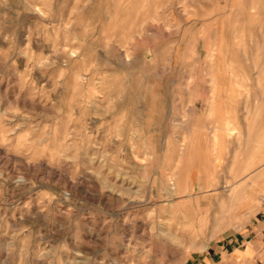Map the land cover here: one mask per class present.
I'll use <instances>...</instances> for the list:
<instances>
[{
  "label": "rangeland",
  "instance_id": "rangeland-1",
  "mask_svg": "<svg viewBox=\"0 0 264 264\" xmlns=\"http://www.w3.org/2000/svg\"><path fill=\"white\" fill-rule=\"evenodd\" d=\"M263 145L264 0H0V264H190Z\"/></svg>",
  "mask_w": 264,
  "mask_h": 264
},
{
  "label": "crops",
  "instance_id": "crops-1",
  "mask_svg": "<svg viewBox=\"0 0 264 264\" xmlns=\"http://www.w3.org/2000/svg\"><path fill=\"white\" fill-rule=\"evenodd\" d=\"M259 202L254 213L236 228H227L205 255L190 264H258L264 249V198Z\"/></svg>",
  "mask_w": 264,
  "mask_h": 264
},
{
  "label": "bare ground",
  "instance_id": "bare-ground-1",
  "mask_svg": "<svg viewBox=\"0 0 264 264\" xmlns=\"http://www.w3.org/2000/svg\"><path fill=\"white\" fill-rule=\"evenodd\" d=\"M228 125H229V123L227 124V127H230V126H228ZM227 127H225V128L227 129ZM227 132H228V131H227ZM217 137H218V136L215 135L213 139L215 140ZM260 139H261V138H260ZM260 139H259V140H260ZM259 140L257 139L258 142H260ZM259 144H260V143H259ZM260 145H261V144H260ZM263 146H264V145H263ZM260 147H261V146H260ZM198 152H199V151H198ZM201 152H202V151H201ZM251 152H252V151H251ZM203 153H204V152H202V154H203ZM254 154H255V153H254ZM203 155H204V154H203ZM235 156H236V155H235ZM251 156H252V154H251ZM243 157H244V156H243ZM235 158H236V157H235ZM238 158H239V156H238ZM238 160H239V159H238ZM244 162H245V161H244ZM245 164H247V163H245ZM251 164H252V163H251ZM251 167H252V166H251ZM248 170H249V169H248ZM245 171H246V170H245ZM243 172H244V171H243ZM170 181H171V184H172V186H171V187H172L171 190L173 189L174 191H176V183L174 182L173 179H170ZM173 190H172V191H173Z\"/></svg>",
  "mask_w": 264,
  "mask_h": 264
}]
</instances>
